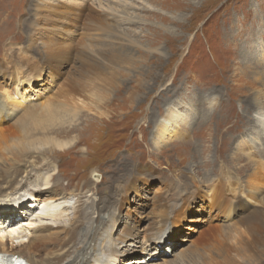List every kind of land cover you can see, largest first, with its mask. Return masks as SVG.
Returning a JSON list of instances; mask_svg holds the SVG:
<instances>
[{
    "label": "rangeland",
    "instance_id": "obj_1",
    "mask_svg": "<svg viewBox=\"0 0 264 264\" xmlns=\"http://www.w3.org/2000/svg\"><path fill=\"white\" fill-rule=\"evenodd\" d=\"M27 1L0 0V93H17L16 99L26 101L25 108L61 106L67 101L84 110L95 108L84 112V119L93 120L89 126L95 124L96 112L105 115L87 130V136L95 128L98 132L90 147L84 143L79 152L54 156L56 151H47L32 159L40 168L27 189L41 190L45 178L54 177L52 184L62 194L54 205L59 207L57 213L66 211L68 225L77 208L74 192L85 186V196L94 198L106 186L121 185L122 190L114 193L119 209L112 229L113 246L124 260L118 264L132 259L138 264L141 260L143 264H264V246L248 249L252 216L264 210V178L248 177L254 171L253 152L260 156L256 160L264 157V136L255 122L264 111V0H114L111 5L103 1L112 8L108 12L96 4L80 11L71 4L60 3L58 8L50 2L38 18L35 1L32 8ZM60 10L66 12L55 15ZM103 24L112 25L114 34L109 36ZM50 40L66 48L64 57L48 53L55 48L45 45ZM101 49L109 50L105 59L98 54ZM94 63L106 67L95 71ZM168 108H179L187 119L183 130H189L186 137H171L159 149L154 145L156 127L159 120L171 119ZM13 125L0 126L1 140L17 135ZM93 168H99L98 185L87 183L91 173L85 172ZM25 177L16 178L6 189L2 184L0 213L37 220L36 226L55 225L51 217L37 219L39 201L28 220L22 215L24 209L33 208L28 205L37 196L47 194L42 190L31 197V192H18ZM205 178L207 183L202 182ZM193 180L200 181L197 191ZM246 180L259 183L260 195L241 192V199L235 200L237 209L220 213L209 198L208 186L245 185ZM213 191L214 186L209 192ZM186 195L184 207L162 210V205ZM27 237L14 245L27 243ZM55 246L44 245L39 251L45 254Z\"/></svg>",
    "mask_w": 264,
    "mask_h": 264
},
{
    "label": "bare ground",
    "instance_id": "obj_2",
    "mask_svg": "<svg viewBox=\"0 0 264 264\" xmlns=\"http://www.w3.org/2000/svg\"><path fill=\"white\" fill-rule=\"evenodd\" d=\"M34 1H35L34 4H36L34 6L35 7L34 16H36V18H38L40 13L44 11L45 12L48 11L46 8V4L50 2L56 3L55 5L58 8L63 6V5H60V3H63L64 5L71 4V5H74L75 8L79 9L80 11L86 8H90L93 4H96L98 5V8L102 9L105 12L112 11V8H110L109 5L114 3V0H28L27 4H29V7ZM103 1L109 2V5H105ZM117 1L118 0H116V2ZM74 9H72V11L76 15V12L74 11ZM65 12L66 11L60 10L59 12L57 11L55 15L56 14L62 15ZM10 15L13 16L12 13H10ZM123 21H125V19H123ZM126 21L129 22L128 19ZM36 27L38 26L36 25ZM103 27L107 30V33H109V36L114 34V29L112 25L103 24ZM32 36L33 35H31L30 37ZM51 40L49 41V43L46 42L45 45L49 47L48 49H50L51 47L53 48L55 47L53 50L54 53L51 51H48V53L50 55H54L55 57H59V58L64 57L66 55L64 49L66 48H63V46L61 47L59 43H56L57 41L53 40L51 43ZM99 51L101 52H99L98 54L102 57V59H105V57L108 56L109 50L105 51V49L104 50L101 49ZM103 67H106V66H103ZM103 67H100V65L94 63L92 68L95 71L97 70L101 71ZM37 69L35 72H38ZM28 78L29 77H26V79ZM18 88L19 87H16V91H19ZM16 95L18 94L14 92L11 93L8 90H5L4 92L0 93V126L8 122L15 124L13 126H17L15 130L17 135L15 137L11 138L12 137L11 136L10 137L11 139L7 137V139L9 140L0 139V163H1L0 165V188H2V184H4L3 185L4 189L8 188V185L11 186L13 183H15L16 178L21 177L23 176V174H25L26 177H25L24 183H21L20 186L16 188L18 192H28V193L31 192L32 194L31 197H34L36 192H39L42 190L47 191V194L45 197L42 195L41 199L39 196H37V198H35L36 200L35 201L33 200L34 203L28 205L31 207L33 206V208L24 209V211L21 212L22 215L24 216V218H27L28 220V218H30V216L36 211V209L39 208V205L36 204V201H39L40 204H42V207L39 209V213L37 217H39L40 215L43 217H51L55 225L47 224V225H37L36 226L37 220L24 221L21 215L15 218H11V217H7L3 213H0V254L17 256L20 259L24 260L27 264H118L119 262H124V260L120 261V257L122 256V253L114 248L113 239H112V229H113L115 217H116L115 212H116L117 207L119 209L118 202L116 200L117 198L114 196V193L122 190L121 185L118 184L119 186L118 185L115 186L113 185L114 184L113 183L112 184L113 188H109V186H106L102 188L101 191L98 192L101 196H96L94 198L93 197L87 198L85 196V189L87 188L85 186H83L80 191L74 192V194L72 195L77 197V202H76L77 208H76V211L74 212V215L70 219H68V225H66L67 224L66 223L67 218H65L67 216L66 211L57 213L58 211L57 209H59V207L54 205V201L61 200L60 197L62 196V194H60V192L58 191L57 185L52 184V183H55L56 181V180L54 181V177L51 178L49 176L45 178V183L43 184L45 185V188L41 190L40 189H35V190L27 189L28 184H31L30 180L32 179L33 176L36 175V174H33V172L37 171L40 168V167L39 168L36 167L37 164H40V163H36L35 161L32 162V159H38L39 156H41L44 152L47 153V151H49L48 153L56 151L53 153V155L55 156L57 155V152H60V153H67L71 151L79 152L81 150H78V148L80 146L83 147L84 143H86L89 146L90 141L98 136V132L95 131L96 129L95 128L91 136H87L88 134H90L89 132L87 133V130L89 128L96 127L97 122H95V119L97 121L100 120L101 119L100 116H103L104 113L96 112L98 115L94 114L95 124L94 125L91 124L89 126L87 124L92 122L93 120L87 116H85V119H84V112H87V113L94 112L95 110H97L95 108L93 110L85 109L86 110L85 111L84 108L80 107L79 104L77 103L70 104V101H67L64 105H61V106H51V105L44 106V104H36L34 106L25 108L24 103L26 101L20 102L18 99H16ZM261 110L258 113L259 115H256L255 122L260 124V127L262 129V135L264 136V111L263 110L261 111ZM167 112H168L169 119L170 118L171 119L167 120V118H164L163 120L162 119L159 120L157 127H156L157 137H156L154 145L158 147L159 149L162 148L163 143L165 144L169 143V140H171L170 139L171 137H175V139L186 137L188 130H189V129L183 130L186 125V123L184 124V122L187 119L181 116L182 114L179 111V108H175V109L168 108ZM81 126L82 128H80ZM3 130L4 129H2V131ZM5 131H7V129ZM74 132L79 133L76 139L71 138ZM210 135L211 134L209 133L207 136H210ZM64 139H68V140L64 141ZM207 141L210 142L209 140ZM180 147L181 146H179V148ZM187 148L192 149V146L188 144ZM177 149H178V146H177ZM207 151H209V149H207ZM261 151L262 150H260V152ZM87 152H88V148H87ZM263 152H264V149H263ZM176 155L178 158H181L179 152H177ZM252 155L255 156V159L254 157H251L254 159L253 166H251L252 168H254V171L251 174H249L248 177L250 179L253 178L254 180L264 178L263 177L264 176V157H262L260 160H256L260 156L258 157L257 156L258 154L256 152H253ZM188 160H190V157L188 158ZM194 162L195 160H193V163ZM202 163H203V167L208 166V163H204V162ZM20 167H22L23 169H20ZM246 167H247V164L243 166V168H246ZM47 168H50V166H47ZM16 169H18V171ZM250 171H252V169ZM85 173L87 175L91 173V177L87 180V183L89 182L93 185L94 183L95 185L102 183V180H100V176L98 174L99 168H93L92 170H89L88 173L87 172ZM206 181H209L208 178H205V180H202L203 183H207ZM246 181H245L246 183L245 185L239 184L237 186H233L232 183L230 182L223 183V184H220L219 182V184L212 183L210 186H208L209 191L212 188V186H214L213 193L208 191V194L211 193L213 196L212 198L210 194L209 198L211 202L213 203L214 207L216 206V208L218 209L220 213L223 212V214H227V213H230L233 209L235 210L237 209L235 200L240 198L241 192H248L252 194L254 197H258L261 193L260 192L261 189H259L258 187L260 186L259 183L257 184V182L254 183L253 181H247V182ZM197 183H200V181H194L193 183L196 191L199 186V184ZM35 186L38 187L39 185L35 183ZM225 189H227V193L234 195V198L227 197L225 193L226 191ZM195 194L196 193H193V195ZM188 198L189 196L186 195L185 199L181 197L178 200L167 203V205L164 204L162 205V210L163 211H165L166 209L170 210V209L177 208L178 206H181L182 208L186 204H188ZM261 200H262L261 202L264 205V197ZM20 205L24 206L26 205V202H21ZM156 209L157 208H155V210ZM179 212H180V208L178 209V213ZM41 216L37 219L43 220ZM20 217L21 219L18 220V218ZM252 224L253 226L251 227V230H250L252 241L248 242V249L256 251L258 250L260 246L261 247L264 246V210L255 212L253 214L251 225ZM60 229H63V230H60ZM232 229L235 230L236 228L232 227ZM236 231L237 230H235L234 232ZM225 233L228 234V233H231V231L225 232ZM25 237L28 238V240L26 239L27 243H24L22 240L20 241L21 242L20 244L14 245L15 240L23 239ZM48 244L50 245L54 244V246L56 244V246L54 247L55 250H52L45 254H41L42 252L40 253L39 247H42L44 245L47 246ZM24 250H26L27 253H24L23 252ZM257 254L258 252H256L255 254L251 256L256 257ZM226 257L227 256H225L224 254L221 256V259L223 260ZM6 258L7 257H5V259ZM227 260H231V259H227ZM11 261L12 260H8V263H10ZM141 262L143 264L145 261L141 260L140 263ZM132 263L138 264L139 262L137 260L132 259L124 264H132ZM11 264H17V261L14 260L11 262ZM202 264H205V263L203 262Z\"/></svg>",
    "mask_w": 264,
    "mask_h": 264
},
{
    "label": "water",
    "instance_id": "obj_3",
    "mask_svg": "<svg viewBox=\"0 0 264 264\" xmlns=\"http://www.w3.org/2000/svg\"><path fill=\"white\" fill-rule=\"evenodd\" d=\"M8 260H10V258L9 259L8 258H6V259L5 258H3V259L0 258V262H1L0 264H3V263L4 264H10L12 261L10 263H8Z\"/></svg>",
    "mask_w": 264,
    "mask_h": 264
}]
</instances>
